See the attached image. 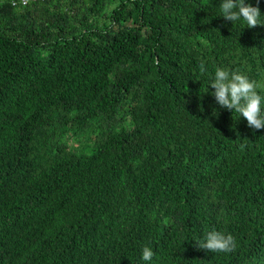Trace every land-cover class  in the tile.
I'll return each instance as SVG.
<instances>
[{"label": "trees", "instance_id": "trees-1", "mask_svg": "<svg viewBox=\"0 0 264 264\" xmlns=\"http://www.w3.org/2000/svg\"><path fill=\"white\" fill-rule=\"evenodd\" d=\"M221 3L0 0V264H264V129L210 86L264 97V26Z\"/></svg>", "mask_w": 264, "mask_h": 264}, {"label": "clouds", "instance_id": "clouds-1", "mask_svg": "<svg viewBox=\"0 0 264 264\" xmlns=\"http://www.w3.org/2000/svg\"><path fill=\"white\" fill-rule=\"evenodd\" d=\"M219 8L220 16L225 20L235 23L243 19L248 28L264 26L260 8L246 4L245 0H222ZM200 68L202 73L206 71L203 64L200 65ZM210 86L214 89L212 95L221 108L234 111L235 115L247 121V126L251 129H264V108H262L264 97L258 93L259 86L256 81L250 80L248 76L239 71L230 73L228 70L217 68ZM196 243L199 249L212 253H231L237 247L236 239L232 234L216 230L208 232L203 239L197 240ZM153 256L154 252L151 248L143 247L141 258L144 261H151Z\"/></svg>", "mask_w": 264, "mask_h": 264}, {"label": "built area", "instance_id": "built-area-1", "mask_svg": "<svg viewBox=\"0 0 264 264\" xmlns=\"http://www.w3.org/2000/svg\"><path fill=\"white\" fill-rule=\"evenodd\" d=\"M30 0H23L24 3H28Z\"/></svg>", "mask_w": 264, "mask_h": 264}]
</instances>
